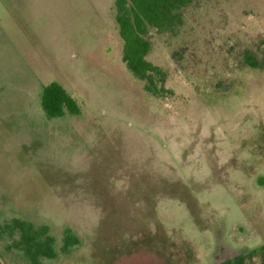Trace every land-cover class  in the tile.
Instances as JSON below:
<instances>
[{
	"label": "rangeland",
	"instance_id": "obj_1",
	"mask_svg": "<svg viewBox=\"0 0 264 264\" xmlns=\"http://www.w3.org/2000/svg\"><path fill=\"white\" fill-rule=\"evenodd\" d=\"M113 4L0 0V264H205L261 246L264 0H201L175 35L152 30L166 98L122 62ZM53 82L77 114L46 117ZM44 226L79 243L45 260Z\"/></svg>",
	"mask_w": 264,
	"mask_h": 264
},
{
	"label": "trees",
	"instance_id": "obj_2",
	"mask_svg": "<svg viewBox=\"0 0 264 264\" xmlns=\"http://www.w3.org/2000/svg\"><path fill=\"white\" fill-rule=\"evenodd\" d=\"M200 1L114 0V19L123 42L121 60L127 70L143 82V89L150 95L166 98L173 92L165 87L166 72L146 59L151 49V42L147 38L149 33L153 30L159 34L175 35L183 25L186 10ZM243 62L248 68L261 67V63L249 52L243 53ZM40 104L49 119L62 117L65 110L70 114L78 113L75 101L62 86L54 82L42 88ZM43 231L45 260H53L57 253L66 254L79 243L68 227L63 228L59 239L49 235L47 226Z\"/></svg>",
	"mask_w": 264,
	"mask_h": 264
},
{
	"label": "flooded vegetation",
	"instance_id": "obj_3",
	"mask_svg": "<svg viewBox=\"0 0 264 264\" xmlns=\"http://www.w3.org/2000/svg\"><path fill=\"white\" fill-rule=\"evenodd\" d=\"M155 257L156 263L154 264H204V261L202 263L200 258H196L189 263L184 256L174 258L171 254L160 255L158 253ZM141 263L153 264L149 259L143 260ZM205 264H264V243L249 250L242 247L232 248L227 246L218 256L210 258Z\"/></svg>",
	"mask_w": 264,
	"mask_h": 264
}]
</instances>
